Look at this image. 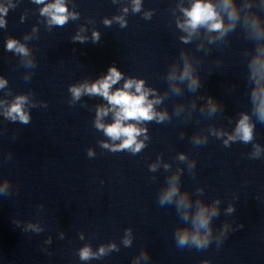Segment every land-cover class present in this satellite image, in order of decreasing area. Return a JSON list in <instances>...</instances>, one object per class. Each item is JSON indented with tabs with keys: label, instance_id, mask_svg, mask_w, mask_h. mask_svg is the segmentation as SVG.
Here are the masks:
<instances>
[{
	"label": "clouds",
	"instance_id": "obj_1",
	"mask_svg": "<svg viewBox=\"0 0 264 264\" xmlns=\"http://www.w3.org/2000/svg\"><path fill=\"white\" fill-rule=\"evenodd\" d=\"M37 2H42V0H37ZM227 8V4L225 5ZM139 10V0H135L134 11ZM52 12L51 22L57 25H64L66 23L67 17L63 15L66 12V7L62 4L61 0H56V3L45 7L42 10V14ZM232 13H229L231 15ZM185 15L189 18L186 22V25H182V27H189L192 30H195L198 26L206 25L209 30L219 31L222 28V23L217 20V13L214 10V6L210 2H202V0H195L190 10L185 11ZM106 24L110 23V21H105ZM99 33H93V42L99 41ZM86 37L77 36L74 40L79 41L80 43H84ZM186 42V41H185ZM15 46L14 41H9L8 49L11 50ZM18 52L22 54H27V51L23 47H19L16 49ZM122 72L118 70L115 66H110L108 68L107 74L101 76L99 79L95 80L91 84L85 82L80 85H74L70 87V91L74 97V99H79L82 94L88 95H98L103 97L109 105H111V109L100 107L97 110V121L96 127L98 129H102L108 137L112 140H117L120 137H125L122 143L119 146L113 147L112 151H120L124 149L131 150L133 153L139 152L141 147L143 146L141 143H136V137L140 135V130L136 127L135 124H125L124 121H142V120H152L154 118L152 112V105L154 102L147 100V92L142 91L143 81H137L135 79H128L125 81L122 88H117L115 91H110L113 85L117 84L118 81L122 79ZM189 77V72L185 69V72L182 76L183 78ZM3 81H0V87L3 86ZM192 85H196V81L192 80ZM135 91H131L132 89ZM25 102L24 97H18L16 103L10 107V109L5 113V115L11 118L12 121H15L17 117L22 123L27 124L29 121V117L22 111V105ZM158 102V101H157ZM114 112V119L111 124L104 125L101 123L100 118L108 115L109 111ZM214 111V109H213ZM164 117L161 116L162 120ZM259 118L264 121V102L261 103L259 109ZM248 117L244 116L243 119L240 120L236 132L240 136L244 142H249L252 139V128L247 123ZM235 137H230V139H234ZM135 145V147H133ZM103 147H109L108 144H103ZM89 155H91V151L89 150ZM183 159V156L181 157ZM177 194V189L175 186L170 188L162 197L163 201H170L173 196ZM180 205H183V198L180 201ZM178 205V206H180ZM216 211L212 213H207L206 209L201 207L197 217L196 223L199 228L208 229L209 216L216 215ZM176 242L178 246L184 247L189 244L188 233L185 232H177L176 234ZM191 243L195 245L197 249L207 248L209 244V240L207 236L203 239L198 236L191 237ZM101 253H103V249H101ZM81 259H89V251L84 250L81 252Z\"/></svg>",
	"mask_w": 264,
	"mask_h": 264
}]
</instances>
